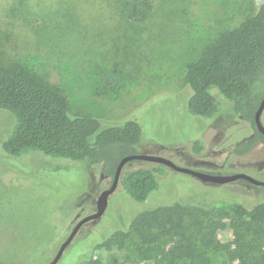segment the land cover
Segmentation results:
<instances>
[{"label":"rangeland","instance_id":"obj_1","mask_svg":"<svg viewBox=\"0 0 264 264\" xmlns=\"http://www.w3.org/2000/svg\"><path fill=\"white\" fill-rule=\"evenodd\" d=\"M133 1L0 0V64L24 68L61 88L70 116L97 119L99 132L136 121L142 130L138 154L202 173L246 174L264 182V141L245 155L234 151L254 135L252 124L235 115L216 89L211 93L219 113L213 118L190 115L191 90L185 81L186 65L252 17L255 0H140L152 7L147 20L128 18L125 5ZM99 71L116 72L122 88L100 94ZM261 122L264 126V110ZM14 125L13 116L0 109V263L50 264L77 214L79 220L93 213L112 179L90 161L39 152L8 156L3 143ZM197 141L202 144L198 153ZM154 165L132 161L123 172ZM157 181L145 203L132 201L118 184L102 220L85 224L57 264H185L163 259L161 251L171 249L172 242L145 246L133 236L122 248L95 249L88 261L78 258L95 235L105 241L110 231L124 230L130 224L125 220L146 208L176 201L249 208L264 202L261 186L243 181L206 183L167 167ZM217 237L233 242L227 222ZM211 260L218 264L222 256Z\"/></svg>","mask_w":264,"mask_h":264},{"label":"trees","instance_id":"obj_2","mask_svg":"<svg viewBox=\"0 0 264 264\" xmlns=\"http://www.w3.org/2000/svg\"><path fill=\"white\" fill-rule=\"evenodd\" d=\"M255 2L257 9L252 17L221 35L185 70V81L191 90L190 115L216 116L220 104L211 93L216 89L232 105L234 114L254 127V135L235 146L238 155L247 154L264 141L254 125V115L264 96V0ZM149 4L129 2L125 5L128 18L147 20L152 12ZM97 77L100 94L122 88L116 72L108 76L99 71ZM0 109L15 120L12 133L3 143V150L10 157L39 152L72 162L90 161L101 166L104 176L113 179L120 160L138 154L142 130L136 121H125L99 132L97 119L70 116L69 101L61 88L47 84L24 68L0 64ZM201 150L202 144L195 142L194 151ZM164 168L155 164L122 171L119 184L132 201L145 203L157 189V178L164 174ZM139 212L125 220V225L130 223L127 228L110 231L105 241L95 235L82 249L78 262L90 260L95 249L122 248L126 239L133 236L145 246L172 242L174 246L161 254L164 260L173 262L213 264L211 257L222 256L218 264H264V202L249 208L239 203L209 206L176 201ZM223 222L228 223L233 242L223 243L217 237Z\"/></svg>","mask_w":264,"mask_h":264},{"label":"water","instance_id":"obj_3","mask_svg":"<svg viewBox=\"0 0 264 264\" xmlns=\"http://www.w3.org/2000/svg\"><path fill=\"white\" fill-rule=\"evenodd\" d=\"M264 110V96L259 104V107L254 115V125L257 131L264 136V126L261 122V114ZM131 161H145L154 164H160L167 168H170L178 173H183L187 175H191L193 177L198 178L202 182L206 183H214V184H227L231 182H235L238 180H243L255 186L264 187V182L256 180L246 174H234V175H220V174H210V173H202L198 171H194L188 168H183L175 165L168 159L158 156L151 155H141V154H133L124 157L117 165L115 170L114 177L112 179L111 185L104 189L96 200L95 211L91 214L85 215L79 219L76 225L72 228L67 238L60 245L57 253L55 254L53 260L50 264H57L60 257L62 256L64 250L69 246L70 242L74 239L77 233L80 231L82 226L88 222L95 221L100 219L106 212L108 207V200L112 193L115 192L119 180L122 174V171L125 165Z\"/></svg>","mask_w":264,"mask_h":264},{"label":"flooded vegetation","instance_id":"obj_4","mask_svg":"<svg viewBox=\"0 0 264 264\" xmlns=\"http://www.w3.org/2000/svg\"><path fill=\"white\" fill-rule=\"evenodd\" d=\"M238 181H243V180H238ZM243 182H244V181H243ZM247 183H248V182H247ZM78 221H79V220H78V214H77V216H76V218H75V225H76V223H77ZM88 223H89V222H88ZM86 224H87V223H86ZM75 225H74V226H75ZM84 225H85V224H84ZM84 225H83V226H84ZM74 226H73V227H74ZM83 226H82V227H83ZM81 229H82V228H81ZM81 229H80V230H81ZM71 230H72V229H71ZM79 232H80V231H79ZM79 232H78V233H79ZM78 233H77V234H78ZM68 235H69V233H68ZM68 235H67V236H68ZM67 236H66V238H67ZM75 237H76V236H75ZM75 237H74V239H75ZM66 238H65V239H66ZM74 239L70 242L69 246L64 250L62 256H63L64 253L67 251V249L71 246V244L73 243ZM60 245H61V244H60ZM60 245L58 246V248H57V250H56V253H57V251H58ZM56 253H55V254H56ZM54 256H55V255H54ZM62 256L60 257V259L62 258ZM60 259H59V260H60ZM58 262H59V261H58ZM58 262H57V263H58Z\"/></svg>","mask_w":264,"mask_h":264}]
</instances>
